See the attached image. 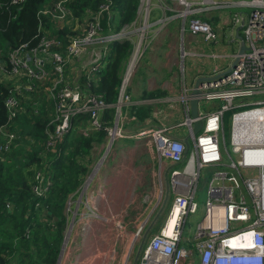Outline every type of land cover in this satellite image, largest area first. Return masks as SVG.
Wrapping results in <instances>:
<instances>
[{"label":"built area","instance_id":"1","mask_svg":"<svg viewBox=\"0 0 264 264\" xmlns=\"http://www.w3.org/2000/svg\"><path fill=\"white\" fill-rule=\"evenodd\" d=\"M71 1L57 0L45 6L39 16H50L57 28L65 24L72 25L78 20L69 8ZM150 1L141 0L138 12L139 16L143 15L144 21L139 27L136 26L137 22H134L117 30L115 25L111 24L115 14L110 2L101 5L97 12L86 11L79 21L80 29L76 31L79 34L77 37H70L68 45H64L57 37L44 36L36 48L22 45L11 49L6 58L0 50V83L6 84L3 81L6 80L10 84L8 87L11 88V95L5 103L9 112V124L0 129L2 137L0 160L19 145V137L13 132L11 122L24 115L25 94L43 92V96H46L53 105L55 114L46 130L48 150H56L70 132L73 118L79 115L89 117L86 132L103 130L107 133L105 147L107 153L111 151L116 139L125 137L118 127V120L123 107L131 103L128 85L149 48V30L153 26L148 21ZM25 2L26 0H10L13 6H21ZM172 2L177 3L181 9L178 16L183 19L184 28L188 25L192 36L208 44L218 42L219 34L211 22L204 21L202 17L218 10L237 9L231 17V22L241 27L247 50L244 54L236 56L238 62L229 73L214 81L200 84L199 113L202 102L207 104L221 102L222 106L217 111H210L206 115L200 114L204 125L193 139L195 153L188 158L185 171L176 169L173 171L172 187L176 199L169 215V223L175 219L174 224L171 231L165 228L151 240L150 245L144 250L140 264H192V252L179 248L178 244L186 221L195 215L199 208L194 196L196 189L194 183L198 181L196 171L209 166H221L225 161L222 151V144L226 145L224 113L233 111L237 100L264 96V0L224 3L216 0ZM247 9H250V12H247ZM105 16L108 18V31L103 28L102 19ZM169 22L170 17L165 15L158 25L163 29ZM132 34H137V38L115 105L116 121L112 125L107 124L103 121V114L109 106L102 96L87 94L80 80L83 73L90 78L98 72L103 60L111 54L112 44L132 39ZM104 45L108 46L97 50ZM93 49L90 63L78 68L80 57ZM215 77L217 74L210 78ZM193 98L191 92L185 89L175 97V100L184 105L189 112ZM34 105H38V102ZM239 107L248 108L233 114V130L235 129L240 138L243 137L242 129H247L248 133L246 138L241 140L237 135L234 139L232 134V153L240 155L237 163L232 161V166L233 169L250 170L258 174L256 179L242 182L251 204L235 177L228 172L215 174L210 183V190L214 191L212 190L214 184L222 183L224 186L230 184L233 198L228 203L208 204V215L197 227L195 235L198 242L197 252L200 254L198 264H264V162L260 161L263 159L260 158L261 153H264V99L242 103ZM35 113L37 114V111ZM194 123L195 120L188 115L182 125L187 126L192 132ZM166 133L167 130L154 133L149 131L138 136L152 135L153 140L157 141L160 159L175 165L181 164L188 149L182 141L171 138ZM27 139L28 137H24V140ZM229 159L231 160L230 157ZM189 170L192 174L190 178L187 174ZM37 181L35 194L40 197L47 196L51 187L50 178L39 172ZM213 209L223 211L219 212L214 222L211 219Z\"/></svg>","mask_w":264,"mask_h":264},{"label":"crops","instance_id":"2","mask_svg":"<svg viewBox=\"0 0 264 264\" xmlns=\"http://www.w3.org/2000/svg\"><path fill=\"white\" fill-rule=\"evenodd\" d=\"M237 1L245 0L229 2ZM150 7L148 21L153 26L149 30V48L128 85L131 103L123 107L118 120V127L125 137L116 139L113 149L111 148L108 153L107 149L105 150L106 141L102 147L94 149L85 159L89 173L83 178L81 188L69 196L70 203L67 204L65 212L68 228L57 264H140L144 250L150 245L151 240L165 228L169 231V215L176 199L172 187L173 171L175 169L185 171L188 158L195 153L193 129L191 132L187 126L182 125L188 115L191 117V106L187 112L184 105L176 101L175 97L185 89L193 95L191 90L195 89L200 79L210 78L216 74L220 77L229 73L241 50V39L244 40L243 31L240 26L231 22L233 12L236 11L218 10L208 14L210 15L208 19H211L209 21L219 34V41L215 43L218 44L216 52L207 57L201 51H186L183 48L184 37L182 49L177 46L179 33L181 30L184 33L186 28L184 23L182 26L181 24L170 26L173 20L180 19L183 22L178 16L181 9L177 3L172 0H151ZM165 15L170 17V22L160 29L158 22ZM80 24L79 21L72 23L75 32L79 31ZM54 25L57 29L55 22ZM190 36L192 40L197 39L204 43L200 38L191 34ZM228 37L230 43L238 48L236 53L229 54L225 49ZM135 40L136 38H132L123 41H131L133 46ZM107 46L104 45L97 50ZM93 52L94 49L84 55L78 68L90 63ZM186 58L198 59L200 63L197 64L192 60V64L186 67ZM207 59L210 61L205 62ZM103 63L105 60L102 65ZM214 103H210L209 112L219 109ZM219 103L221 106L222 103ZM132 107L140 109L137 120L131 114ZM200 114L204 115L202 112ZM178 128H187L188 135H182L183 132L177 130ZM85 129L86 127L82 130ZM161 130H167L166 134L169 137L180 140L186 145L187 155L181 164L175 165L160 159L157 141L153 140L152 135L138 136L145 132L154 133ZM95 151H99L102 156L100 157L99 154L95 158ZM223 155L224 158L225 155L231 158L226 145ZM232 161L238 162L231 158L229 162L225 160L221 166H209L196 171L198 181L194 183L196 187L194 196L199 206L198 212L199 183L206 173L211 175V179L208 183L207 200L202 210L201 221L191 235L189 225L193 224V218L198 212L190 216L178 244L179 248L192 252V264L199 263L200 254L197 252L198 242L195 235L197 227L208 215V204L228 203L233 198L230 184L225 186L222 183L214 184L212 189L214 191L210 190V183L215 174L228 172L240 182L241 186L244 180L258 177L255 171L233 169ZM242 170L247 174L244 175ZM187 174L189 178L192 176L190 170ZM242 189L251 204L247 191L243 186ZM214 210L211 213L213 222L222 211ZM136 249H139L138 252Z\"/></svg>","mask_w":264,"mask_h":264},{"label":"trees","instance_id":"3","mask_svg":"<svg viewBox=\"0 0 264 264\" xmlns=\"http://www.w3.org/2000/svg\"><path fill=\"white\" fill-rule=\"evenodd\" d=\"M55 1L26 0L21 6H13L10 0H0V49H4L1 53L5 58L11 49L22 45L36 48L44 36L57 37L64 45L70 43V37H77L79 32L74 31L73 25L56 29L50 16H39L45 6ZM110 2L115 14L111 24L117 30L135 22L141 0H72L69 8L80 21L87 10L97 12L101 5ZM202 19L210 22L205 16ZM102 23L108 31L106 16ZM132 51L131 41L112 44L111 54L99 71L90 78L83 73L80 80L87 94L102 96L109 106L103 114L107 124L114 123L115 105ZM10 95L8 84L0 83V129L9 124L5 103ZM26 107L28 113L11 122L21 145L0 160V264H57L68 228L65 212L69 196L81 188L89 173L85 159L106 143L107 133L82 130L89 117L79 115L73 118L70 132L56 150H48L46 130L55 114L51 101L43 96L38 105H32L37 114L29 115L31 105ZM139 111V107L131 108L136 120ZM236 112L239 111L224 113V129ZM39 172L51 180L44 197L34 192Z\"/></svg>","mask_w":264,"mask_h":264},{"label":"rangeland","instance_id":"4","mask_svg":"<svg viewBox=\"0 0 264 264\" xmlns=\"http://www.w3.org/2000/svg\"><path fill=\"white\" fill-rule=\"evenodd\" d=\"M219 2H229L230 0H217ZM237 9H232L231 11H236ZM247 12H250V9H247ZM235 13V12H233ZM212 15V14H211ZM208 16L210 15H207L205 16L207 19H208ZM139 17V21H137V18ZM135 22H137L136 26L139 27L140 25L143 24V15L141 14L139 16V12H138V16H137ZM142 19V20H141ZM208 20H211V19H208ZM182 20H173L171 23H170V26H175V25H180L182 26ZM182 29V28H181ZM225 32H227V30H225ZM184 35V36H183ZM183 37H184V42H185V45H184V49L186 51H195L196 52H203L205 56L209 57V56H212L213 53L216 52V46L218 44H215V43H211V44H208V43H201L199 42V40L197 39H194L192 40L191 36H190V32L188 30V25H186V28H185V31L184 33L182 32V30L180 31L179 33V36H178V42H177V46L182 49V43H183ZM132 38L135 39L137 38V34H132ZM221 45H219L220 47ZM225 49L228 51L229 54H233V53H236L238 51V48L234 45V44H231L230 41H229V37L227 38V41L225 42ZM2 51V53L4 52V49H0ZM86 55V54H85ZM84 57V55L82 57H80V61L81 59ZM192 60L195 61V63L199 64L200 61L198 59H190V58H186L185 60V64H186V67L190 66L192 64ZM206 61H210L209 59L205 60ZM4 83L8 84L6 82V80H3ZM13 82V81H12ZM10 85V84H8ZM47 88V87H45ZM25 97H26V100L24 101L23 100V104H24V111H23V114H27L28 113V110H27V105H31V111L29 112V115H32V113L35 111H37V108L33 109L32 105H34L36 102L40 101L43 97V92H39L38 94H25ZM261 99H264V96H261V97H255V98H252V99H244V100H237L235 102V109L233 111H242L248 107H239L240 104L242 103H251L253 101H257V100H261ZM214 105H217L219 107L220 106V103L219 102H215ZM35 106V105H34ZM48 106V105H47ZM211 107V104H207V103H204L202 102L201 106H200V111L206 115L208 112H209V109ZM231 112V111H230ZM36 114V113H35ZM232 115V113H231ZM231 121V118L229 119L228 123L226 124L225 126V140H226V145L231 153V158L235 161H238L240 159V155L239 154H233V148H232V134H233V138L235 139L234 135H237L236 134V131L235 129L233 130V127H232V122ZM177 130H180V132L182 133V135H188V130L187 128H178ZM230 130V131H229ZM243 130V129H242ZM235 131V132H234ZM248 131L247 129H244L242 131V135L243 137L240 138L239 134L237 135V137L241 140V139H245L246 138V135H247ZM256 136V135H255ZM223 140V139H221ZM113 149V148H112ZM222 151L224 153V146L222 144ZM99 151H95L94 153V157L97 158L99 156ZM102 156V154H100V157ZM225 160L227 162H229V158L227 157V155H225ZM243 171V170H242ZM207 171H205L206 173ZM243 174H247L245 171H243ZM211 179V175L206 173L205 176L202 177V181L199 183V186H198V203L200 205V209H199V212L198 214L193 218V224L189 225V227H191L190 229V234L192 235L193 232L196 230V226L197 224L201 221L202 219V210H203V207H204V204L207 200V189H208V183ZM204 180V181H203ZM70 203L69 200L67 202V204ZM187 228H188V225H187ZM64 241H65V238H64ZM139 249H136V251L138 252Z\"/></svg>","mask_w":264,"mask_h":264},{"label":"water","instance_id":"5","mask_svg":"<svg viewBox=\"0 0 264 264\" xmlns=\"http://www.w3.org/2000/svg\"><path fill=\"white\" fill-rule=\"evenodd\" d=\"M241 41H242V45H241V50L239 51V55L244 54L245 51L247 50V47L245 45V41L243 39H241ZM237 62H238V58L235 61L234 67L236 66ZM218 78L219 77L200 79L198 81V83L196 84L195 89L193 90V95L195 96V98L193 100H191V103H190V106H191V112H190L191 113V117L195 120V123L193 125V132H192L193 133V139H194L195 136H197L200 133V131L202 130L203 125H204V122L201 119V116H200V113H199L200 101L197 98L198 95L201 94V92L199 90L200 84H203L205 82L214 81V80H216Z\"/></svg>","mask_w":264,"mask_h":264},{"label":"bare ground","instance_id":"6","mask_svg":"<svg viewBox=\"0 0 264 264\" xmlns=\"http://www.w3.org/2000/svg\"><path fill=\"white\" fill-rule=\"evenodd\" d=\"M244 130V129H243ZM242 130V131H243ZM235 132V131H234ZM238 135V134H237ZM240 136V135H239ZM234 137H235V135H234ZM240 140V139H239ZM239 143L241 144V141H239ZM262 160H260L261 162H264V153H261V157H260ZM259 158V159H260ZM250 161H253V160H250ZM174 221H175V219H173V221L172 222H170V224H169V230L171 231V229H172V226H173V224H174Z\"/></svg>","mask_w":264,"mask_h":264}]
</instances>
